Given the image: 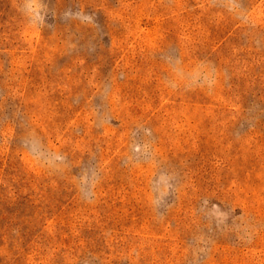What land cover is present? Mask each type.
I'll return each mask as SVG.
<instances>
[{
	"label": "rangeland",
	"instance_id": "rangeland-1",
	"mask_svg": "<svg viewBox=\"0 0 264 264\" xmlns=\"http://www.w3.org/2000/svg\"><path fill=\"white\" fill-rule=\"evenodd\" d=\"M0 264H264V0H0Z\"/></svg>",
	"mask_w": 264,
	"mask_h": 264
}]
</instances>
